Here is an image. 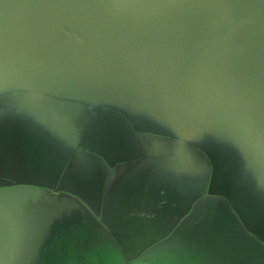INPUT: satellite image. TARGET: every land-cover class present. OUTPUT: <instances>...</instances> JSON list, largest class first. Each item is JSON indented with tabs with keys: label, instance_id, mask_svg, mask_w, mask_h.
Returning <instances> with one entry per match:
<instances>
[{
	"label": "water",
	"instance_id": "95a60500",
	"mask_svg": "<svg viewBox=\"0 0 264 264\" xmlns=\"http://www.w3.org/2000/svg\"><path fill=\"white\" fill-rule=\"evenodd\" d=\"M8 2L0 264H264V4Z\"/></svg>",
	"mask_w": 264,
	"mask_h": 264
},
{
	"label": "snow or ice",
	"instance_id": "6c2138e0",
	"mask_svg": "<svg viewBox=\"0 0 264 264\" xmlns=\"http://www.w3.org/2000/svg\"><path fill=\"white\" fill-rule=\"evenodd\" d=\"M117 2L119 3H125L127 2V0H117ZM260 2L262 4H264V0H260ZM31 6L29 4L26 3H9L8 0H0V8H2L4 10V14L6 16L7 13V9L10 7H28ZM177 6H184L182 3L178 4ZM190 6H207V5H203V4H192ZM6 91V89H5ZM158 114V113H157ZM158 118L163 122L168 124L171 129L172 132L174 134V136L176 137L177 140V145H176V149L174 151V155L172 158V165L173 167H175L178 170L187 168L190 166V161L188 159V157L186 156L185 152H184V142L185 139L190 137L191 135H193L196 132H200L203 131L204 128L203 127H188L182 123H179L177 121H175L173 118H171L168 115L165 114H158ZM212 130L215 131H219L222 133H225L230 139L236 141L232 136H230L229 134H227L224 130H222L219 127H211ZM0 192L3 193H7L8 191L6 189H0Z\"/></svg>",
	"mask_w": 264,
	"mask_h": 264
},
{
	"label": "rangeland",
	"instance_id": "374dc122",
	"mask_svg": "<svg viewBox=\"0 0 264 264\" xmlns=\"http://www.w3.org/2000/svg\"><path fill=\"white\" fill-rule=\"evenodd\" d=\"M256 201H252V203H255ZM255 205H256V207H258V204L257 203H255ZM261 206V205H260ZM259 206V207H260ZM58 243H59V239H57V237L56 236H53V238H51V240L49 241V246H55V245H58ZM69 244H70V242H68ZM97 244L99 245V246H101V247H107L108 248V246L106 245V243L105 242H103V241H100V242H97ZM95 247H98V246H96L95 245ZM115 249V248H114ZM114 249H112L111 251H107V250H105V249H102L100 252H101V254H102V257H95V260L96 261H99V263L100 264H119V259H118V262L115 260V258H114V256H116V254H115V250ZM98 253V252H97ZM163 260H168V263H170V261H169V259H170V257H168V258H162ZM144 262L145 261V259H140V260H137L135 263H132V264H141V263H139V262ZM172 261V260H171ZM171 263H173V262H171ZM170 263V264H171Z\"/></svg>",
	"mask_w": 264,
	"mask_h": 264
}]
</instances>
